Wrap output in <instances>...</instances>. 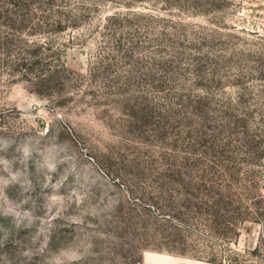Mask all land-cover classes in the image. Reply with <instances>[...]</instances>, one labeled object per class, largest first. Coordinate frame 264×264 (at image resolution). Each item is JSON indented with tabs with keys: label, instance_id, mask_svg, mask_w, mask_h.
Wrapping results in <instances>:
<instances>
[{
	"label": "rangeland",
	"instance_id": "1",
	"mask_svg": "<svg viewBox=\"0 0 264 264\" xmlns=\"http://www.w3.org/2000/svg\"><path fill=\"white\" fill-rule=\"evenodd\" d=\"M0 264H264V0H0Z\"/></svg>",
	"mask_w": 264,
	"mask_h": 264
}]
</instances>
